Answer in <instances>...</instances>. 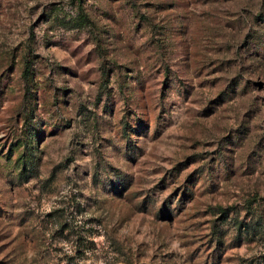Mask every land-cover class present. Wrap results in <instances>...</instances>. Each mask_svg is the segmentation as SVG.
I'll list each match as a JSON object with an SVG mask.
<instances>
[{
	"label": "rangeland",
	"instance_id": "374dc122",
	"mask_svg": "<svg viewBox=\"0 0 264 264\" xmlns=\"http://www.w3.org/2000/svg\"><path fill=\"white\" fill-rule=\"evenodd\" d=\"M0 264H264V0H0Z\"/></svg>",
	"mask_w": 264,
	"mask_h": 264
},
{
	"label": "trees",
	"instance_id": "16d2710c",
	"mask_svg": "<svg viewBox=\"0 0 264 264\" xmlns=\"http://www.w3.org/2000/svg\"><path fill=\"white\" fill-rule=\"evenodd\" d=\"M29 64H26L25 65V69H24V76H25V78H27V79H29V73H30V70H29ZM25 147H30V145H27V144H25ZM31 147H32V145H31ZM222 212H224V216L227 214L226 212H227V210L226 209H222Z\"/></svg>",
	"mask_w": 264,
	"mask_h": 264
}]
</instances>
